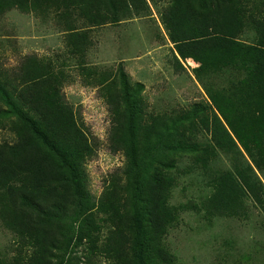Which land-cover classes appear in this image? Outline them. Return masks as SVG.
Returning a JSON list of instances; mask_svg holds the SVG:
<instances>
[{
  "label": "trees",
  "instance_id": "obj_1",
  "mask_svg": "<svg viewBox=\"0 0 264 264\" xmlns=\"http://www.w3.org/2000/svg\"><path fill=\"white\" fill-rule=\"evenodd\" d=\"M160 3H168L161 19L177 65L199 64L201 82L226 70L248 72L257 80L252 102L245 110L243 78L209 92L213 117L203 126L211 139L199 144L182 119H145L143 86L130 83L121 68L118 78L108 77L107 94L114 105L112 139L127 160L125 179L97 201L85 171L94 148L64 101L53 64L27 57L13 74L0 73V122L10 121L16 136L0 144V219L21 245L12 264H91L100 254L113 264H174L165 238L187 208L170 204L173 170L186 154L204 170L217 152L243 158L244 152L251 161L212 174L213 194L199 208L208 218L239 215L247 192L264 204L256 172L264 177V21L249 15V0H0V16L13 10L59 14L68 26L70 54L83 58L90 36L79 24L116 25ZM250 29L257 35L251 45L242 39ZM81 249L84 258H74Z\"/></svg>",
  "mask_w": 264,
  "mask_h": 264
},
{
  "label": "rangeland",
  "instance_id": "obj_2",
  "mask_svg": "<svg viewBox=\"0 0 264 264\" xmlns=\"http://www.w3.org/2000/svg\"><path fill=\"white\" fill-rule=\"evenodd\" d=\"M167 6L168 3L151 5L145 15L133 16L116 25L87 29L79 24V30L88 31L90 36L83 58L70 54L68 26L59 14L13 10L0 16V73L13 74L27 57L53 64L62 81L64 101L72 108L78 125L94 148L85 162V171L89 190L97 201L114 182H123L127 167L124 152L116 151L112 139L115 118L114 105L107 94L111 81L108 77L118 78L122 68L130 83L143 86L145 119L158 115L182 119L187 133H194L197 142L204 145L211 139L203 126L213 117L209 92L229 88L231 78L244 77V72L226 70L213 76L204 75L201 82L195 74L199 64L188 60L181 62L182 67L177 65L174 45L161 19V12ZM248 11L264 21V0H249ZM256 36L250 29L242 39L251 45L256 43ZM198 107L207 111L195 110ZM15 141L11 122H0V144ZM243 154L244 158L217 152L209 170L196 168L191 155H182L177 169L173 170L176 185L170 204L177 209L187 208L180 209L165 238L167 249L175 257L174 264H264V204H258L247 192L242 199L244 209L237 216L208 218L205 211L199 210L213 194L212 174L220 170L235 171L237 161L251 162ZM256 172L264 182L263 175ZM20 248L18 237L0 219V257L5 264L16 262ZM73 257L84 258L83 249ZM81 262L88 264L89 260ZM90 262L113 264L102 254L93 256Z\"/></svg>",
  "mask_w": 264,
  "mask_h": 264
},
{
  "label": "crops",
  "instance_id": "obj_3",
  "mask_svg": "<svg viewBox=\"0 0 264 264\" xmlns=\"http://www.w3.org/2000/svg\"><path fill=\"white\" fill-rule=\"evenodd\" d=\"M243 75H244L243 79H245V83H244L245 110H247L248 105L252 102L251 98L254 97L253 89H255V85L254 84H257V80L255 78H253V77H250L248 72H244ZM241 79L242 78L240 77V75H238V77H236L234 79L231 78L230 82H229V88L231 87L232 82H238ZM260 81H261V86H263L264 76H261ZM229 93L232 94L233 93V89H230ZM261 97H263V95H261Z\"/></svg>",
  "mask_w": 264,
  "mask_h": 264
}]
</instances>
